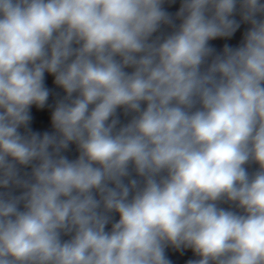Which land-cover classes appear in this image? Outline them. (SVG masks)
Segmentation results:
<instances>
[{
	"label": "clouds",
	"instance_id": "1",
	"mask_svg": "<svg viewBox=\"0 0 264 264\" xmlns=\"http://www.w3.org/2000/svg\"><path fill=\"white\" fill-rule=\"evenodd\" d=\"M264 264V0H0V264Z\"/></svg>",
	"mask_w": 264,
	"mask_h": 264
}]
</instances>
